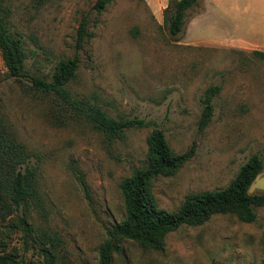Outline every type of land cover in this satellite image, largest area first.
<instances>
[{
    "label": "rangeland",
    "instance_id": "1",
    "mask_svg": "<svg viewBox=\"0 0 264 264\" xmlns=\"http://www.w3.org/2000/svg\"><path fill=\"white\" fill-rule=\"evenodd\" d=\"M11 28L25 37L30 74L50 76L61 60L79 58L68 87L114 118H139L148 127L109 139L53 97L11 78L0 51V120L34 154L45 211L34 225L61 239L57 264H98L107 230L125 218L121 183L147 160V137L162 129L171 148L196 153L176 175L159 177L153 191L160 208L176 211L192 193L226 188L255 154L264 158V0H199L172 37L165 14L177 0H4ZM88 21L77 47L78 29ZM211 86L214 115L199 130L203 98ZM62 119L63 122H58ZM77 173L85 176L87 198ZM250 193H264V172ZM255 222L216 215L201 226H182L161 249L124 241L111 264H261L264 206ZM9 251L28 264L43 257L25 251L11 232Z\"/></svg>",
    "mask_w": 264,
    "mask_h": 264
},
{
    "label": "trees",
    "instance_id": "2",
    "mask_svg": "<svg viewBox=\"0 0 264 264\" xmlns=\"http://www.w3.org/2000/svg\"><path fill=\"white\" fill-rule=\"evenodd\" d=\"M47 1L34 0V4L39 8ZM112 1L98 0L95 9L103 12ZM198 1L177 0L173 3V11L170 14L166 12L165 24L172 37L183 31L185 14ZM9 12L5 1L0 0V51L11 78L28 81L32 89L53 97L59 106L83 118L109 139L123 140L128 130L149 126L144 119L114 118L95 101L76 98L68 85L77 75L80 62L77 56L59 61L50 76L30 74L25 37L11 28ZM89 37L92 34L88 32V21L83 19L78 29L77 47H81ZM254 53L264 56L261 51ZM220 91L219 86H211L206 91L200 131L211 122L213 99ZM147 146L146 162L121 183L125 218L108 228L107 239L99 248L98 264H111L113 254L120 250L124 241H133L146 249H161L170 233L185 225L201 226L216 215L234 214L246 223L256 221L257 208L264 206V193L252 194L250 190L264 172V158L260 155L250 157L226 188L189 194L178 210L171 212L159 207L153 191L154 182L159 177L176 175L194 157L196 144L179 154L171 148L164 131L156 128L147 137ZM33 156L11 128L0 120V264H28L25 256L9 251L11 232L16 231L22 236L25 251L33 247L43 257L40 264H57L60 261V237L55 232L36 227L33 222L36 212L45 211V200L39 188V170L31 162ZM76 175L87 198H90L84 174L76 172Z\"/></svg>",
    "mask_w": 264,
    "mask_h": 264
}]
</instances>
